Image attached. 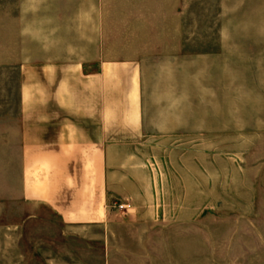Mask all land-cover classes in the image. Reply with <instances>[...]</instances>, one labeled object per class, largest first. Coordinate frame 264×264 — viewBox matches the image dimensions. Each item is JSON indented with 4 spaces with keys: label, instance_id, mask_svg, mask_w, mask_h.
Listing matches in <instances>:
<instances>
[{
    "label": "rangeland",
    "instance_id": "1",
    "mask_svg": "<svg viewBox=\"0 0 264 264\" xmlns=\"http://www.w3.org/2000/svg\"><path fill=\"white\" fill-rule=\"evenodd\" d=\"M20 1L0 0V264H264V0H144L143 133L113 147H139L151 216L112 198L108 231L9 198Z\"/></svg>",
    "mask_w": 264,
    "mask_h": 264
},
{
    "label": "crops",
    "instance_id": "2",
    "mask_svg": "<svg viewBox=\"0 0 264 264\" xmlns=\"http://www.w3.org/2000/svg\"><path fill=\"white\" fill-rule=\"evenodd\" d=\"M143 3L20 1L18 53L2 61L17 65L20 76L17 141L6 145L18 147L9 198L44 206L67 227L108 231L112 198L128 216H151L139 147H113L122 142L116 137L143 133L146 60L135 48Z\"/></svg>",
    "mask_w": 264,
    "mask_h": 264
},
{
    "label": "built area",
    "instance_id": "3",
    "mask_svg": "<svg viewBox=\"0 0 264 264\" xmlns=\"http://www.w3.org/2000/svg\"><path fill=\"white\" fill-rule=\"evenodd\" d=\"M112 208L120 211V210H124L125 205H123L122 203L114 202V203H112Z\"/></svg>",
    "mask_w": 264,
    "mask_h": 264
}]
</instances>
